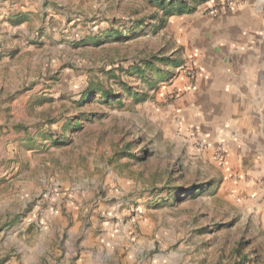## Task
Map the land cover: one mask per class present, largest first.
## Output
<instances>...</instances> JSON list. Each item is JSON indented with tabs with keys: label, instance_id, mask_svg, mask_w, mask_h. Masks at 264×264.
I'll return each instance as SVG.
<instances>
[{
	"label": "rangeland",
	"instance_id": "374dc122",
	"mask_svg": "<svg viewBox=\"0 0 264 264\" xmlns=\"http://www.w3.org/2000/svg\"><path fill=\"white\" fill-rule=\"evenodd\" d=\"M249 1L0 0V264H264V207L183 115L198 22Z\"/></svg>",
	"mask_w": 264,
	"mask_h": 264
},
{
	"label": "crops",
	"instance_id": "0c3cea01",
	"mask_svg": "<svg viewBox=\"0 0 264 264\" xmlns=\"http://www.w3.org/2000/svg\"><path fill=\"white\" fill-rule=\"evenodd\" d=\"M202 25L192 35L205 74L186 95L193 110L183 115L200 139L226 144L229 169L241 176L234 188L264 207V0L230 12L223 27Z\"/></svg>",
	"mask_w": 264,
	"mask_h": 264
},
{
	"label": "trees",
	"instance_id": "16d2710c",
	"mask_svg": "<svg viewBox=\"0 0 264 264\" xmlns=\"http://www.w3.org/2000/svg\"><path fill=\"white\" fill-rule=\"evenodd\" d=\"M177 0H153V4L156 6V8L159 9V11L161 12H169V8L171 7V5H175ZM186 11H188L187 9H184V7H180L178 8V10L176 11L178 14H183ZM166 15H168V13H165ZM164 17L161 18L160 22H159V26H161L164 23ZM145 21L140 22L139 25H142ZM137 26V25H135ZM108 95V93L106 92H102L100 93V96L102 97H106ZM105 102V101H104Z\"/></svg>",
	"mask_w": 264,
	"mask_h": 264
}]
</instances>
